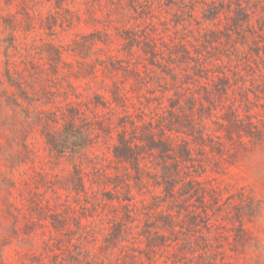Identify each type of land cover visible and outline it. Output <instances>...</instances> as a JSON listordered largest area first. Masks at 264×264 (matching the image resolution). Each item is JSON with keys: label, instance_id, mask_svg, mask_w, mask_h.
Returning a JSON list of instances; mask_svg holds the SVG:
<instances>
[{"label": "trees", "instance_id": "16d2710c", "mask_svg": "<svg viewBox=\"0 0 264 264\" xmlns=\"http://www.w3.org/2000/svg\"><path fill=\"white\" fill-rule=\"evenodd\" d=\"M2 1L0 190L31 235L63 264H204L239 213L211 173L264 141V0Z\"/></svg>", "mask_w": 264, "mask_h": 264}, {"label": "rangeland", "instance_id": "374dc122", "mask_svg": "<svg viewBox=\"0 0 264 264\" xmlns=\"http://www.w3.org/2000/svg\"><path fill=\"white\" fill-rule=\"evenodd\" d=\"M4 3V0L2 1ZM41 9L48 13L50 7L42 6ZM208 26H212L209 25ZM73 32L63 35L59 40L69 42L73 37ZM40 38V37H38ZM36 38V39H38ZM31 39H35L31 34ZM59 43V42H57ZM5 61L4 50L0 47V68ZM253 102H257L254 95L250 93ZM258 106H252L253 121H261L264 124V99H261ZM32 147L40 155L42 160L37 159L35 167L39 172L45 171L54 174H61L66 165L58 169H52L44 161V144L41 138L33 140ZM238 155L226 164L225 169L220 173H211V178L215 179L214 184L222 188L223 196H233L234 203L239 205V213L234 220L230 218L235 214L227 216L226 229H217L219 240L210 249L211 255H189L190 258L203 256L206 258L204 264H264V141L251 145L249 151L242 148L237 149ZM108 152V148H104ZM5 162H0V179L8 174L13 178L19 177V172L9 174L5 168ZM31 164L25 166L30 168ZM35 169V168H34ZM44 191V189L42 190ZM41 191V192H42ZM7 197L0 190V264H63L68 255H53L50 247L46 248L49 241V231L45 226L31 235V209L19 206V211L15 206L6 202ZM248 202L253 203V216L248 213ZM35 216L38 219V214ZM18 217V218H16ZM50 222H46L47 224ZM99 241L92 246L96 251L103 241V232H96ZM157 264L165 262L167 255H159ZM181 264H202V261Z\"/></svg>", "mask_w": 264, "mask_h": 264}]
</instances>
